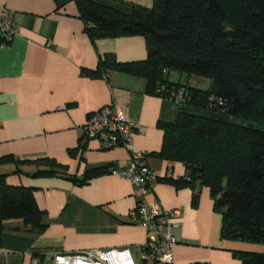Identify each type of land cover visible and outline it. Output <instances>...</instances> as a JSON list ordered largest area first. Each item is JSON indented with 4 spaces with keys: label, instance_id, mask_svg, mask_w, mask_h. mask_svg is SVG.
Masks as SVG:
<instances>
[{
    "label": "crops",
    "instance_id": "obj_1",
    "mask_svg": "<svg viewBox=\"0 0 264 264\" xmlns=\"http://www.w3.org/2000/svg\"><path fill=\"white\" fill-rule=\"evenodd\" d=\"M103 1L121 8L129 3L152 5V0ZM4 8L12 11L17 32L0 46V156H47L66 170L35 174L37 166L0 164L8 184L32 188L44 224L42 233L35 234L24 230L21 218L3 220L0 264H30L32 258L52 264L55 254L94 248L126 247L132 257L133 252L140 255L146 231L128 215L136 204L130 181L111 171L82 181L91 168L125 166L133 149L146 155V164L157 176L143 200L180 209L173 231L174 264H241L232 250H242V241L221 238L222 216L213 208L209 189L203 187L198 204L192 206L190 188L172 182L184 175L183 163L153 154L162 144L158 123L174 122L179 104L149 93L141 76L113 69L97 76L82 72L96 68L104 53L121 62L143 60L144 38L92 41L74 0L62 7L55 0H0V12ZM167 77L196 86L182 73L168 72ZM107 104L135 125L128 147L101 148L96 139L83 135L86 117ZM79 144L85 148L70 155L68 149Z\"/></svg>",
    "mask_w": 264,
    "mask_h": 264
},
{
    "label": "trees",
    "instance_id": "obj_2",
    "mask_svg": "<svg viewBox=\"0 0 264 264\" xmlns=\"http://www.w3.org/2000/svg\"><path fill=\"white\" fill-rule=\"evenodd\" d=\"M66 1L55 0L57 7ZM74 1L92 41L140 35L146 47L143 60L121 62L104 53L96 68L82 72L97 76L113 69L141 76L147 91L161 97L183 87L187 95L176 120L158 123L162 144L153 154L183 163L184 175L172 182L190 188L192 206L201 189H209L222 216V239L264 245V0H152L150 7L127 8ZM168 72L208 78L209 84L172 82ZM162 86L167 92L159 91ZM84 148L79 144L68 152L75 156ZM8 161L37 166L35 174L66 170L47 156H0V164ZM104 172L110 169L91 168L82 181ZM9 218H21L27 232L44 229L32 188L8 184L0 174V234ZM232 254L241 264H264V250Z\"/></svg>",
    "mask_w": 264,
    "mask_h": 264
},
{
    "label": "built area",
    "instance_id": "obj_3",
    "mask_svg": "<svg viewBox=\"0 0 264 264\" xmlns=\"http://www.w3.org/2000/svg\"><path fill=\"white\" fill-rule=\"evenodd\" d=\"M17 32V24L12 11L4 8L0 12V46L6 45ZM167 89L160 88V92ZM168 97L177 103L185 99L187 93L183 87L171 89ZM167 95V94H166ZM135 128L124 113L113 104H107L90 113L82 126L86 139H96L101 148L116 145L128 147ZM146 155L131 150L130 157L123 167H114L110 171L127 178L132 184L135 206L129 211L130 221L146 231L144 242L139 245L141 264H174L173 246L176 242L174 228L180 217V209H164L157 201L146 202L143 198L156 181V173L146 164ZM52 264H136L126 247L108 249H89L74 253L53 255ZM139 263V264H140ZM30 264H39L32 258ZM191 264H204L194 262Z\"/></svg>",
    "mask_w": 264,
    "mask_h": 264
},
{
    "label": "rangeland",
    "instance_id": "obj_4",
    "mask_svg": "<svg viewBox=\"0 0 264 264\" xmlns=\"http://www.w3.org/2000/svg\"><path fill=\"white\" fill-rule=\"evenodd\" d=\"M183 76H186V74L182 73ZM191 81L193 84H195L197 87L200 88H206L209 84V79L208 78H204V77H200V76H196V75H191ZM198 80V81H197ZM241 244L243 245V249L242 250H250V251H263L264 250V245L261 243H256V242H241ZM133 258L136 264H139V255L135 254L133 252ZM141 264V263H140Z\"/></svg>",
    "mask_w": 264,
    "mask_h": 264
}]
</instances>
